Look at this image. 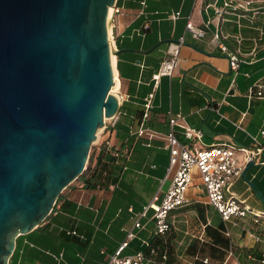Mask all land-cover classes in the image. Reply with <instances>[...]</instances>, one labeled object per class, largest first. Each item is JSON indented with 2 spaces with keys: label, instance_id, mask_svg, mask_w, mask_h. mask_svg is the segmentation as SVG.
<instances>
[{
  "label": "crops",
  "instance_id": "0c3cea01",
  "mask_svg": "<svg viewBox=\"0 0 264 264\" xmlns=\"http://www.w3.org/2000/svg\"><path fill=\"white\" fill-rule=\"evenodd\" d=\"M225 1L116 0L120 12L112 13L108 28L118 112L107 119L88 172L62 190L36 228L16 238L9 264H106L131 229L134 237L122 254L142 250L145 264H256L249 255L260 251L254 235L264 237L263 222L250 217L223 222L202 188L187 190L188 203L170 211L164 234L154 233L151 212L133 229L143 206L157 192L162 197L171 180L169 115L181 116L173 130L182 143L191 144L185 129L200 133L192 141L199 148H253L251 136L264 129V0H252L247 9L225 8ZM175 12L179 16L173 19ZM188 19L193 31L186 29ZM198 29L205 33L197 38ZM215 33L239 57L236 71ZM180 37L177 65L154 88L152 75ZM151 91L152 107L143 119ZM142 126L148 130L139 135ZM230 192L264 211V150L234 179ZM155 238L159 245H151L150 254L145 243Z\"/></svg>",
  "mask_w": 264,
  "mask_h": 264
},
{
  "label": "water",
  "instance_id": "95a60500",
  "mask_svg": "<svg viewBox=\"0 0 264 264\" xmlns=\"http://www.w3.org/2000/svg\"><path fill=\"white\" fill-rule=\"evenodd\" d=\"M115 3L0 0V264L83 172L97 130L118 112Z\"/></svg>",
  "mask_w": 264,
  "mask_h": 264
},
{
  "label": "built area",
  "instance_id": "2783aa9c",
  "mask_svg": "<svg viewBox=\"0 0 264 264\" xmlns=\"http://www.w3.org/2000/svg\"><path fill=\"white\" fill-rule=\"evenodd\" d=\"M252 0H226L224 7H232L234 9H247ZM111 13H119L120 10L111 7ZM258 11H254L256 14ZM109 16V17H110ZM179 12L171 15V18L176 19ZM108 17V19H109ZM208 23L205 24V27ZM186 29L193 31V25L190 19L186 22ZM205 31L198 29L194 31L195 37H202ZM215 40L218 42L219 50L227 57L229 67L236 71L239 65V57L236 52L230 50L223 42H220L219 34H214ZM183 45V37L171 44L169 57L163 59L152 75L154 88L158 86L159 79L162 75H171L173 69L177 65V59L181 46ZM154 91H151L144 98L143 103V119H147L149 111L152 107V98ZM257 95H261L258 91ZM116 96V95H115ZM118 101L119 97L116 96ZM181 118L179 114L169 115L168 125L169 131L167 137L168 151V166L167 176L173 171L170 183L160 197L159 193H155L151 199L143 206L142 211L137 215L134 221V228H141L143 224L140 222L141 217H146L151 212V220L154 223V233L164 234L169 230L170 224L168 216L171 210L182 207L188 203L186 196L187 190L190 187L202 188L206 195L209 205H211L219 214L223 222H228L231 219H239L250 217L254 223L263 222L264 211H255L230 192V186L234 179L240 177L245 167L257 158L264 150V129L259 131V137L251 136L254 142L253 148H245L230 144H216L208 147L199 148L192 144L193 139L200 137V133L192 128H187L183 132L185 139L191 141V144L182 143L174 134L173 126L176 121ZM106 126L107 119L104 120ZM147 127H140L138 134L141 135ZM67 234H76L73 230L66 231ZM228 234V232H226ZM255 241L260 245V251L249 258L256 261V264H264V237L254 235ZM134 237L133 230L127 232L126 238L122 241L114 252L109 256L106 264H145L147 257L144 251H136L132 255H123V250L128 246L129 241ZM145 247L150 254L155 253V248L150 244L145 243ZM165 259V255L162 256ZM204 262H208L204 259Z\"/></svg>",
  "mask_w": 264,
  "mask_h": 264
},
{
  "label": "rangeland",
  "instance_id": "374dc122",
  "mask_svg": "<svg viewBox=\"0 0 264 264\" xmlns=\"http://www.w3.org/2000/svg\"><path fill=\"white\" fill-rule=\"evenodd\" d=\"M104 132H105L104 126L101 127V129L99 128L97 130L96 139L94 141H92V143H91V146H90V149H89V153H88V158H87V161L85 163L83 172L77 178H75L68 186H71V185L75 184L77 181H79L80 178H82L88 172V169H89V166H90V162H91V156H92V154L94 152V149L97 147L98 143L101 141L102 135H103ZM169 174H170L169 179H171L173 171L171 173H169Z\"/></svg>",
  "mask_w": 264,
  "mask_h": 264
},
{
  "label": "bare ground",
  "instance_id": "6f19581e",
  "mask_svg": "<svg viewBox=\"0 0 264 264\" xmlns=\"http://www.w3.org/2000/svg\"><path fill=\"white\" fill-rule=\"evenodd\" d=\"M111 8H109V12H108V17L110 16V13H111ZM108 32H109V37H110V30L108 28ZM111 41V40H110ZM111 45V44H110ZM113 54V53H112ZM112 54H111V61H112ZM113 67V66H112ZM114 88H115V85L111 87L110 89V92L113 93L114 92ZM114 94V93H113ZM101 129V128H100Z\"/></svg>",
  "mask_w": 264,
  "mask_h": 264
},
{
  "label": "trees",
  "instance_id": "16d2710c",
  "mask_svg": "<svg viewBox=\"0 0 264 264\" xmlns=\"http://www.w3.org/2000/svg\"><path fill=\"white\" fill-rule=\"evenodd\" d=\"M58 197H59V196H58ZM152 243H153V244H152ZM152 243L150 244V246H151V245H153V246H154V245H155V246H158V245H159V243L157 242L156 238L152 241ZM163 247H164V245H163ZM163 247H162V249H165V248H163Z\"/></svg>",
  "mask_w": 264,
  "mask_h": 264
}]
</instances>
